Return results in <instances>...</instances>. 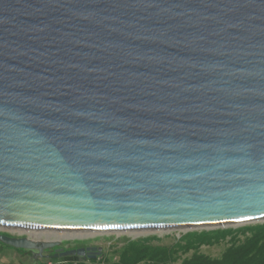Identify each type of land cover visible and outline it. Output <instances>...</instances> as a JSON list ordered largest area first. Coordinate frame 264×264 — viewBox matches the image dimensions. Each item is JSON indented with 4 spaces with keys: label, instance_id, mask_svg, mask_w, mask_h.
I'll use <instances>...</instances> for the list:
<instances>
[{
    "label": "water",
    "instance_id": "1",
    "mask_svg": "<svg viewBox=\"0 0 264 264\" xmlns=\"http://www.w3.org/2000/svg\"><path fill=\"white\" fill-rule=\"evenodd\" d=\"M263 217L264 0H0V228Z\"/></svg>",
    "mask_w": 264,
    "mask_h": 264
},
{
    "label": "rangeland",
    "instance_id": "2",
    "mask_svg": "<svg viewBox=\"0 0 264 264\" xmlns=\"http://www.w3.org/2000/svg\"><path fill=\"white\" fill-rule=\"evenodd\" d=\"M264 226V223H255L250 225H243L239 227H228V228H216L209 230H194L186 233H180L177 235L176 232L163 235L162 237L151 236V237H139L136 239H129L126 236H100L85 240H67L63 241L60 246H67L76 244L78 246L96 247L101 249V255L97 259L78 261L80 263L85 262L87 264H115L118 258L128 244H134L133 246H150L159 247L170 252L176 257L175 262H169L167 264H179L183 259L190 258L193 254H202L211 259H219L222 253L233 243H241L245 238L249 237L252 230ZM17 235L15 233H11ZM24 236V235H22ZM26 236V235H25ZM3 246L2 244H0ZM7 251H13L11 247L4 246ZM187 248H189L187 250ZM71 259V258H70ZM24 264H35L41 262L44 264L45 260L41 258H32L28 253L23 256ZM140 264H145L140 263Z\"/></svg>",
    "mask_w": 264,
    "mask_h": 264
},
{
    "label": "trees",
    "instance_id": "3",
    "mask_svg": "<svg viewBox=\"0 0 264 264\" xmlns=\"http://www.w3.org/2000/svg\"><path fill=\"white\" fill-rule=\"evenodd\" d=\"M133 245L128 244L123 249L115 264H167L176 261V257L163 248ZM16 251L22 255L27 253L23 250ZM179 264H264V226L253 229L251 235L241 243L233 242L219 259L193 254Z\"/></svg>",
    "mask_w": 264,
    "mask_h": 264
},
{
    "label": "bare ground",
    "instance_id": "4",
    "mask_svg": "<svg viewBox=\"0 0 264 264\" xmlns=\"http://www.w3.org/2000/svg\"><path fill=\"white\" fill-rule=\"evenodd\" d=\"M255 223H264L263 218L245 219L228 223L208 224L199 226L186 227H166V228H140V229H117V230H34L24 228H0V230L9 231L18 235H26L30 239L40 241H63V240H85L100 236H126L129 239H136L139 237H162L163 235L176 232L186 233L194 230H209L216 228L239 227L243 225H250Z\"/></svg>",
    "mask_w": 264,
    "mask_h": 264
},
{
    "label": "crops",
    "instance_id": "5",
    "mask_svg": "<svg viewBox=\"0 0 264 264\" xmlns=\"http://www.w3.org/2000/svg\"><path fill=\"white\" fill-rule=\"evenodd\" d=\"M22 254L18 253L15 249L13 251H7L4 246L0 245V264H24ZM35 264H42L36 262ZM82 264H87L83 262Z\"/></svg>",
    "mask_w": 264,
    "mask_h": 264
},
{
    "label": "flooded vegetation",
    "instance_id": "6",
    "mask_svg": "<svg viewBox=\"0 0 264 264\" xmlns=\"http://www.w3.org/2000/svg\"><path fill=\"white\" fill-rule=\"evenodd\" d=\"M62 249L63 251H68V250H73V249H78V248H87V246H78V245H76V244H73V245H70L69 247H67V246H59V247H57V248H53V249H50V250H46V251H44L43 252V255L45 256V255H48V256H52V255H54V253H55V250L56 249ZM28 255H30L29 253H28ZM86 255H88V256H90V257H96V259L97 258H99L100 256H95V253H93V252H89V253H87ZM100 255H101V253H100Z\"/></svg>",
    "mask_w": 264,
    "mask_h": 264
},
{
    "label": "built area",
    "instance_id": "7",
    "mask_svg": "<svg viewBox=\"0 0 264 264\" xmlns=\"http://www.w3.org/2000/svg\"><path fill=\"white\" fill-rule=\"evenodd\" d=\"M44 264H79V262L61 258L54 260H45Z\"/></svg>",
    "mask_w": 264,
    "mask_h": 264
}]
</instances>
